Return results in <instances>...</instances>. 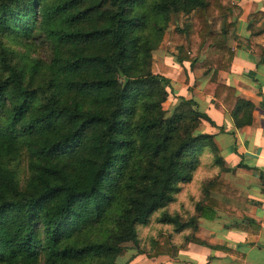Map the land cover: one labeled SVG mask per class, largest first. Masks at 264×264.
Here are the masks:
<instances>
[{"label":"trees","instance_id":"16d2710c","mask_svg":"<svg viewBox=\"0 0 264 264\" xmlns=\"http://www.w3.org/2000/svg\"><path fill=\"white\" fill-rule=\"evenodd\" d=\"M177 13L189 15L171 34L178 62L194 63L206 44L202 65L228 70L232 0H0V264H128L117 260L127 242L159 255L139 250L137 228L193 182L203 153V199L185 220L160 214L173 226L166 239L192 241L197 219L223 207L213 192L241 198L219 180L225 168L212 135L196 131L209 120L196 104L162 108L170 86L151 71L152 52ZM34 40L45 60L7 45ZM203 91L226 99L236 127L250 123L253 106L233 88Z\"/></svg>","mask_w":264,"mask_h":264},{"label":"crops","instance_id":"0c3cea01","mask_svg":"<svg viewBox=\"0 0 264 264\" xmlns=\"http://www.w3.org/2000/svg\"><path fill=\"white\" fill-rule=\"evenodd\" d=\"M232 2L240 14L226 38L233 53L228 70L202 65L206 44L194 63H179L176 44L169 37L152 52L151 71L168 79V97L173 103L181 98L191 100L209 119L202 120L196 131L212 135L225 168L219 180L241 198L212 193L223 207L214 209L210 219H197L192 241L171 256L132 255H141L139 260L152 259L154 264H264V57L253 50V45L264 47V0ZM255 13L260 14L254 18ZM213 23L214 30H219L220 18H214ZM212 82L233 88V97L252 104L249 124L236 127L222 106L226 99L217 102L203 91ZM131 264L135 262L131 260Z\"/></svg>","mask_w":264,"mask_h":264},{"label":"rangeland","instance_id":"374dc122","mask_svg":"<svg viewBox=\"0 0 264 264\" xmlns=\"http://www.w3.org/2000/svg\"><path fill=\"white\" fill-rule=\"evenodd\" d=\"M188 18L189 15H184L181 13L170 14L169 20L166 24V28L162 33L161 41L163 38L166 40L169 37H171L174 27L176 25H181L183 22L187 21ZM212 25L214 27V23H212ZM7 45L11 46V48H13L16 51L20 53H24L29 56L39 57L44 60L47 58V51L45 47L41 46L35 40L30 41L28 43L7 41ZM174 105L175 103H173L168 97L162 103V108L163 110L166 111V114H169ZM204 154L205 153H203L200 157V164L195 172V178L193 182L185 186H182L180 191L174 195L173 201L169 203L166 206V208L154 212L150 216L149 221L146 225L139 226L137 228V239H138L139 250L141 249L144 252H151L155 248L161 252L159 255L168 254V256H171V254L169 253L171 247L173 249L171 250V252H174L178 248L184 247V243L183 240H181L182 238L180 234H172V236L169 239H166V236L168 234L173 233L172 230L173 226L167 224H160L157 222V218L160 216L162 212L165 211L171 215L178 214L181 220H185L191 215V212L193 211L192 206L195 203V201H200L201 199H203L201 186L207 181V178L209 177V176L207 177V175H209L208 173L209 172L211 173L208 166L210 163V159L208 155L206 154L204 155ZM23 166L24 165L21 164L20 173L23 172L24 169ZM212 171L214 172V169H212ZM212 176L214 175H211L210 177ZM163 237H165L167 241L165 247L162 246L164 244L162 240ZM180 242L182 243L181 245H179ZM157 243L159 244V247L156 246ZM175 244H178V246ZM167 245L169 246V248H167ZM136 254H139L138 250L134 248V245L131 242H127L123 244L122 254L117 258V260L118 262H127L130 264H131V260H133L135 264H154L152 262V259H147L148 257L139 260L142 254L137 256H132ZM126 257L130 259L128 260V258Z\"/></svg>","mask_w":264,"mask_h":264}]
</instances>
